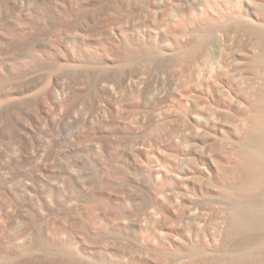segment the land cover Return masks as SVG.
I'll use <instances>...</instances> for the list:
<instances>
[{
	"label": "rangeland",
	"instance_id": "1",
	"mask_svg": "<svg viewBox=\"0 0 264 264\" xmlns=\"http://www.w3.org/2000/svg\"><path fill=\"white\" fill-rule=\"evenodd\" d=\"M153 4H156V0H128L127 2L126 0H82L77 3L72 1L73 13L69 21L70 32L79 31L83 35V39L87 40L93 39L95 36L99 38L102 36L100 34L109 30V34L119 45L115 49L117 63L114 69L120 75L124 74L136 79L137 75L152 74L154 78H158L155 85L147 83L128 87V90L132 92L138 88L142 89L144 90L142 94L145 95V91H148L151 96V121L153 122L149 131L151 133L150 141L147 143L150 171L149 183H145V186L149 185V192H145L143 187V161L140 158L133 160L128 158L129 150L125 144L126 140L130 139L129 137L119 134V137L115 138V146L119 144L117 149L119 157L116 158H114L115 150H111L106 142L112 139L108 129H101L103 133H106L105 138L107 136V139L101 134L95 133L91 126L88 127V138L79 139V133L87 129V127L82 128V124L74 122V119L86 110L85 107L82 108L84 105L82 101L78 102L80 107L78 104L77 107L73 106L71 101L66 102L62 107L63 110L48 115L52 119L50 123L47 121V115L40 108L33 107L24 110L30 112L28 117L22 113V117L26 121L25 124L37 125V128L34 129V145L36 144V148H33L34 155L24 153L26 156L21 158L23 162L20 161L16 166L14 161L17 157L13 148L10 147L12 151L10 148V151L7 150L9 146H12V141L7 138L2 140L0 143L2 150L0 151V181L6 182L20 192L21 189H24L22 184L28 176L37 175L38 179L39 176H42V178L40 177L41 181L39 180L40 186L35 192L36 202L32 201V206L34 210L38 208L39 211H43L44 205L53 200L47 187L61 188L63 187L62 182L66 185L65 182L68 179L69 182L67 181V185L63 188L67 187L64 192H67L65 193L67 198L73 196V200L70 197L67 200L69 202L63 203L62 209L56 208L54 215L58 216L63 208L71 207L73 214L70 212L68 218L72 223V230H75V235L81 236L84 233L80 237L81 240H85L87 245L100 251L96 254L99 255L102 252L103 255H101L105 261L114 260L111 255L115 253L114 248L124 247L125 256L121 259L120 264H264V179L259 175L249 174L244 166V161L240 155L232 151L233 148L228 141L227 124L229 120L242 112L245 86L240 82L241 79L232 82L231 77L226 73L216 74L214 71L210 77L201 81H197L191 76L189 67L197 64V41L194 38L195 34L193 37V34L188 32L193 26L185 27L182 51L179 54L164 52L162 41L158 39L151 37L150 42H148V38L137 39V32L140 31L141 26L144 28L147 23L145 15L150 12L155 14L150 22L153 27H157L159 24L165 31H170L168 13L165 14V18V15L161 17L160 12H155L156 10L152 8ZM214 4L221 11L226 7V0H214ZM184 6H186L185 2ZM197 18L200 24L206 25L210 30L214 31V28H218L216 33L222 44L221 54L219 58L216 57L212 61L216 68L218 65L226 68L230 46L228 26H219L217 17L211 16L209 12L204 16L199 15ZM197 18H195L194 25L197 23ZM143 19H145L144 23H142ZM104 26H106L105 29L102 28ZM119 28L124 30V40H121L117 33ZM97 38L95 37V39ZM148 45L151 46V49ZM125 52L131 54L130 61L125 58ZM72 58L73 56L70 57V59ZM180 62L181 67L179 68ZM69 63L70 66H64L62 70H57L56 75H62L74 84L78 82L76 87L82 83L78 89L74 88L76 96L82 86L85 90L83 92L88 93L87 91H89L88 95H92L100 74L103 75V69L97 67L100 66L99 63L89 67H74L72 64L75 62L70 61ZM115 87H118V82ZM163 88L170 90V93L165 97H161L160 93ZM90 97L94 101L92 96ZM146 99L144 96L141 98V100ZM93 104L95 101L92 102V107H94ZM134 107L137 108V116H139L137 121L141 122L140 113L145 109V104L138 102ZM192 115H199L202 120L201 125L204 129L198 134L191 123ZM5 121V117L0 119L2 123ZM78 127L81 129L80 132H78ZM136 128H134V132L137 131ZM46 129L47 131H45ZM117 130L120 131V129ZM44 132L45 137L43 136V138ZM48 133L53 134L52 138ZM131 134L134 135L132 132ZM44 139L52 144L49 145L48 141ZM46 143L48 145H45ZM23 144L25 145L24 142ZM100 147H102L101 155L98 156L95 152ZM40 153L44 155L41 154V156ZM9 161L11 162L10 167L16 166V170L8 169L10 168ZM24 163L29 166L23 165ZM123 166L127 168L128 172L123 175L125 180L119 179L118 182L120 184L125 182L123 184L125 187L129 186V182L131 183L128 188L134 189L137 206L143 203V197L150 202L149 233H146L144 228L141 231L140 225H137L136 221L129 228L125 227L126 229L121 231L120 236L115 233L112 223L113 215L118 213V217L122 216L119 212L123 206L120 197L115 194L123 192V186L107 184L103 185L100 190L94 188L98 176L108 179L107 176L122 171ZM24 171H26V176ZM27 171L29 172L27 173ZM96 175L98 176L96 177ZM82 181H84L83 188L79 186L82 185ZM19 184L21 186H17ZM48 194L50 197L47 196ZM237 202L242 205L245 216L246 214L253 216L258 212V215L256 214L258 220L255 218L254 221L253 219L254 224L250 222L251 228L243 224V218L237 213L235 206ZM40 203L41 206H38ZM73 203L79 204L77 206ZM116 206L120 210H116ZM197 210L200 216L198 218L196 216L193 220L189 219L188 214L190 212L197 214ZM30 212L32 213V211ZM133 212L131 211V216L135 214ZM84 215L88 216H86L89 219L87 223L84 222L86 219ZM259 219L262 220V223ZM159 234L165 238L166 244L163 240L162 244L159 243L161 246L155 247V239L152 238L153 236L154 238L158 237ZM147 236L149 237L147 238ZM178 238H181L182 241ZM58 239L65 243L68 238L64 234ZM146 240L152 242H149L152 247L151 244L144 242ZM148 245L150 247H147ZM144 250L148 252L146 251L145 254ZM64 251L67 252L68 249L67 251L64 249ZM62 256L65 258L67 255L61 253L56 258L61 259ZM26 260L29 264H35L32 257ZM48 260L47 257H44L41 259V262L44 263L41 264H48ZM0 264L5 263L0 261ZM89 264L91 263L89 262Z\"/></svg>",
	"mask_w": 264,
	"mask_h": 264
},
{
	"label": "bare ground",
	"instance_id": "2",
	"mask_svg": "<svg viewBox=\"0 0 264 264\" xmlns=\"http://www.w3.org/2000/svg\"><path fill=\"white\" fill-rule=\"evenodd\" d=\"M72 1L77 3L82 0H0V119H3V117L6 119L5 122H0V143L5 138L12 141V146H7V150L10 151V147L13 148L12 150L17 157L14 164L17 166L20 161L21 163L23 162L21 159L23 156L34 155L33 148L36 145H34V129L37 128V125L33 123L30 125L25 124L26 121L23 119L22 113L28 117L30 112L24 110H29L33 107L40 108L47 115V121L50 123L52 119L48 115L61 110L66 102L71 101L73 106L77 107L79 105L80 107L78 102L80 101L81 103L82 101L85 105L82 108L85 107L86 110L79 114V117L74 119V122L82 124L81 127H84V129L87 127V129L80 132L81 129L78 127L79 131H77L80 132L79 139L88 138L89 126L93 127L95 133L101 134L104 138L106 133H103L101 129H108L112 139L106 142L111 150H115L114 158H116L119 157L117 151L119 144L115 146V138H118L119 134L129 137L130 139L126 140L125 144V147L129 150L128 158L130 160L140 158L143 161V187L145 192H149V185L145 186V183H149L150 171L147 143L150 141L151 133L149 131L153 122L151 121V96L148 91H145V95L142 94V91H144L142 89L138 88L132 92L128 90V87L130 85L136 87L137 84L147 83L155 85L158 78H154L152 74H146L137 75L136 79H133L130 76L120 75L116 72L114 69L117 63L115 60V49L119 45L112 38V35L109 34V26L107 27L108 31L105 32L106 35L105 33L100 34L102 36L99 38L95 36L97 39L95 37L90 40L83 39V35L79 31L70 32L69 21L73 13ZM184 2L186 6H184ZM152 8L156 10L155 12H160L161 17L168 13L170 31H165L162 25L159 24L157 27H153L150 22L155 14L150 12L145 15L147 23L144 28L141 26L140 31L137 32V39L148 38V42L152 38L158 39L162 41L161 45L164 47V52L170 54L171 52H176L179 54L182 51L184 29L187 26H193L188 32H191L193 37L195 34L194 38L197 41V64L190 65L189 73L191 76L197 81H201L210 77L215 71L216 74H229L232 82H237L241 79L240 82L245 86L242 102L243 109L240 114L228 121V141L233 148L232 151L240 155L244 161V166L249 174L252 176L259 175L264 179V0H226V7L221 11L214 4V0H156V4H153ZM208 12L211 16L217 17L219 26L227 25L230 32L226 68L221 65L216 68L212 61L216 57L219 58L221 54L222 44L216 33L218 28H214V31L213 29L210 30L206 25L200 24L197 18V16H204ZM195 18H197V23L194 25ZM144 21L145 19L142 20V23ZM105 27L102 28L105 29ZM117 33L121 40L125 39L124 30L119 28ZM149 49H151V46H149ZM124 55L129 61L132 58L128 52H125ZM71 56H73L72 59H70ZM70 61L75 62L72 64L74 67H89L99 63L98 65L100 66L97 67L103 69V75L100 74L95 90L93 89L94 91H92L94 93L90 95L95 101L94 107H92V102L94 101L88 95L89 91H87L88 93L83 92L82 86L79 88L78 96H76L75 89H78L79 85L77 87L76 85L79 83H71L68 78L56 75L57 70H62L64 66H70ZM178 66L179 68L181 67V62ZM116 82H118V87H121L120 89L115 87ZM232 86L234 85L232 84ZM168 88L160 90L161 97H165L170 93ZM233 91L235 92V90ZM142 96L147 99L141 100ZM138 102L145 104V109L140 113L141 122L137 121L139 116H137V108L134 107ZM191 118L192 122H190L193 128H196L197 134L200 133L204 129L203 125H201V118L199 115H192ZM134 128H136V132L133 131ZM117 129H120V131L118 132ZM43 136L45 137V132ZM52 136L53 134H51V138ZM105 139H107V136ZM44 140L42 141L43 146ZM45 145L48 144L46 143ZM43 146L42 149H44ZM101 148H98L96 152L94 151L96 155H101ZM0 151H2L1 145ZM39 161L38 166L42 163V160L40 164ZM112 162L114 163V161ZM10 163L9 161V167L11 166ZM16 166L12 168L15 169L17 168ZM25 166L28 167L29 165ZM25 166L24 168H26ZM26 170L28 169L26 168ZM127 172V168L123 166L122 171L114 172L115 174L111 173L112 175L107 176L108 179H102L96 175L98 178H96L94 188L100 190L103 185L107 184L120 185L121 187L125 182L120 184L118 180H123V175L127 174ZM25 173L26 171H24ZM34 173L37 174V172ZM40 177L42 178V176H39L38 179L37 175H32L31 177L28 176L27 180L25 179L26 181L23 179L25 181L22 184L24 189H21L22 191L20 192L6 182L0 181V261L5 264H29L26 259L32 257L35 264H41L44 263L41 262V259L47 257L49 259L48 264H89V262L91 264H120L121 259L125 256L124 247L119 248L117 246L118 248H114L113 251L115 253L111 254L114 260L105 261L103 260L102 252L99 255L96 254L100 251L93 246L87 245L85 240H81L82 238L80 237L84 234L83 232H81L83 233L81 236L75 235V230H72V223H70L68 218L70 212L72 213L71 207H67L68 209L63 208L58 216L54 215V210L56 208L62 209L63 203L69 202L67 200L71 197L67 198L65 194L67 192H64L67 187L63 188L67 185L68 179H66V182L62 179L66 185L62 182L63 187L61 188L58 187L56 189L55 187V189H52L48 188V186L47 191L53 196V200L48 201L44 205L43 211H39L38 208L34 210L32 201L36 202L35 192L40 186ZM46 177L43 178L48 180ZM64 177L66 176L64 175ZM83 182L82 185H79L82 188L84 187ZM130 184L129 182L128 185L130 186ZM17 186H21V184ZM129 186H123L122 190L124 191L121 193L116 192L115 194L120 197L123 203V206H121L123 213L121 210L119 214L122 216L118 217V213L113 215V230L119 235L123 229L129 228L136 221L137 225H140V230L144 228V231L149 233L151 224L150 202L143 197V203L137 206L135 204L136 194L135 192L133 193L134 189L128 188ZM128 189L132 192H129ZM46 197L45 199H47ZM78 204L76 203L75 205L78 206ZM239 204L237 202L235 205L237 213L243 218V224L246 227H250L253 219L254 221L257 219L258 212H255L257 215L246 214L245 216L242 205ZM38 206H41V203ZM77 206L74 208L76 209ZM116 210L120 209L116 206ZM131 211H134L133 214L135 213L133 216H131ZM86 216L84 215L86 219L83 221L87 223L89 219ZM188 216L189 219L193 220L200 215L197 210V214L196 212H190ZM82 228L84 230V227ZM76 231L78 232V230ZM64 234L68 238L67 241L65 243L58 241L61 239H58V237ZM159 236L155 238L153 236L152 238L153 240L155 239V247L161 246L159 243L162 244L165 239L162 234H159ZM180 239L178 238V240ZM147 240L144 242H151ZM178 240L177 242H180ZM147 243L144 244L147 245ZM147 247L150 246L148 245ZM64 249L66 251L68 249V251L65 252ZM61 253L67 256L65 258L62 256L63 258L61 259L56 258Z\"/></svg>",
	"mask_w": 264,
	"mask_h": 264
}]
</instances>
